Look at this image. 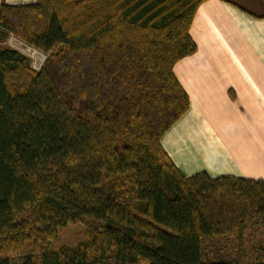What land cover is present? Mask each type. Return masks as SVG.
Segmentation results:
<instances>
[{"label":"trees","instance_id":"1","mask_svg":"<svg viewBox=\"0 0 264 264\" xmlns=\"http://www.w3.org/2000/svg\"><path fill=\"white\" fill-rule=\"evenodd\" d=\"M206 1L0 0V38L46 55L0 48V264H238L223 252L264 222V182L184 179L160 144ZM73 224L85 240L51 250Z\"/></svg>","mask_w":264,"mask_h":264},{"label":"crops","instance_id":"2","mask_svg":"<svg viewBox=\"0 0 264 264\" xmlns=\"http://www.w3.org/2000/svg\"><path fill=\"white\" fill-rule=\"evenodd\" d=\"M189 36L196 53L173 73L190 106L163 151L184 179L264 182V0H208Z\"/></svg>","mask_w":264,"mask_h":264},{"label":"rangeland","instance_id":"3","mask_svg":"<svg viewBox=\"0 0 264 264\" xmlns=\"http://www.w3.org/2000/svg\"><path fill=\"white\" fill-rule=\"evenodd\" d=\"M33 1L34 0H3L4 3L9 5L32 4L34 3ZM0 48L17 50L30 60L31 67L35 71L40 69L46 58L45 54L27 46L14 36L1 37ZM184 121L180 122V124L184 123ZM184 150L188 151L189 149ZM85 228L86 226L83 224L66 226L58 232L56 240L49 245V248L51 250H56L61 246H76L78 243L85 240ZM238 237V239H229L232 245L227 250H224L225 252L223 253L228 254L231 259L238 264H264V222L249 229L244 236ZM11 264H22V256H13Z\"/></svg>","mask_w":264,"mask_h":264},{"label":"built area","instance_id":"4","mask_svg":"<svg viewBox=\"0 0 264 264\" xmlns=\"http://www.w3.org/2000/svg\"><path fill=\"white\" fill-rule=\"evenodd\" d=\"M34 2V1H33ZM10 5H13V4H10Z\"/></svg>","mask_w":264,"mask_h":264}]
</instances>
